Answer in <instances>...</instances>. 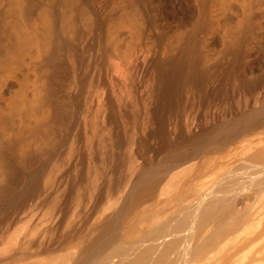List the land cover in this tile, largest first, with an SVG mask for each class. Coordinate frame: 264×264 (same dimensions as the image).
<instances>
[{"label":"rangeland","instance_id":"rangeland-1","mask_svg":"<svg viewBox=\"0 0 264 264\" xmlns=\"http://www.w3.org/2000/svg\"><path fill=\"white\" fill-rule=\"evenodd\" d=\"M123 1L95 0L92 20L98 22L97 27L93 30L80 27L82 31L80 29L74 39L75 47H79L60 54L64 66H61L59 93L50 104L48 111L52 119L43 130L31 132L34 125L31 115L13 117L17 132H30V135L16 139V144L26 149L28 155L18 161L19 178H8L0 165V264L43 250L58 249L60 253L59 250L68 245V239L78 236L89 238L91 235V241L96 240L95 256L115 250L121 244L124 216L127 217L142 189L151 188L153 179L156 180L173 160L185 158L193 145L204 143L203 148H208L205 150H212L223 139L235 134L231 144L235 147L244 140L245 144L264 135V127L256 128V122L264 119V0H226L224 6L218 0H203L206 3L202 0H153L152 5L141 10L144 19L138 28L139 41L130 35L128 25L122 27L114 23ZM204 10L213 18L212 28L203 37L206 64L212 73L217 74L213 65L231 30L245 24L258 30L257 36L246 45L249 51L246 73L222 83H219V74H212L215 76L209 83H214L221 95L207 97L201 89L186 87L181 99L185 97V102L181 101L180 109L173 112H178L179 117L173 113L169 115V133L164 135L165 142L158 145L152 136L156 123L150 113L156 106L157 76L152 72L154 68L142 72L138 64L144 59L169 57L173 47L189 37ZM0 12L1 30L4 9ZM115 26L121 43L119 49L124 50L118 57L107 46ZM32 37L29 35L28 39ZM14 75L1 80V110H7L10 99L19 102L22 97H33L34 87L40 82L35 53ZM41 112L39 110L38 116ZM250 123H255V127ZM237 127L239 134L244 132V127L247 133L244 132V136L235 133ZM250 127L253 131L248 130ZM114 198L117 204H113ZM130 200H134L133 204ZM115 205H119L118 208ZM127 205L130 206L128 211ZM20 240L25 244L20 245Z\"/></svg>","mask_w":264,"mask_h":264},{"label":"bare ground","instance_id":"bare-ground-1","mask_svg":"<svg viewBox=\"0 0 264 264\" xmlns=\"http://www.w3.org/2000/svg\"><path fill=\"white\" fill-rule=\"evenodd\" d=\"M152 2L153 0H124L122 7L117 11V22L114 23L122 27L128 25L130 35H133L134 40H138V35L141 34L138 28L144 19L141 10L152 5ZM218 2L224 6L227 1ZM0 9H4L2 16L4 20H1L3 24L0 30V96L3 95L2 78L15 76L32 53L36 55L40 77L31 99L22 97L19 102L10 99L7 110L0 109V165L4 167L3 173L8 178L13 176L19 178L21 169L18 161L21 162L19 159L28 155L26 149L16 144V139L30 135V132H17L13 117L16 114L31 115L34 120L31 132L43 130L52 119L48 109L59 93L57 91L63 65L60 54L79 47H75L74 39L79 35L80 27L84 30H93L98 22L92 20L95 0H0ZM207 10H204L197 24H193L189 37L180 44L178 42L173 50L171 47L169 57L164 59L153 57L151 60L144 59L142 62L139 60L140 63H137L142 72L147 71L149 67L155 70L150 71L156 72L157 78L154 76L157 81L156 99L154 98L156 106L150 113L153 114L156 123L152 136L158 145L163 143L164 135L169 133L168 125L171 124L167 121L169 115L178 108V105L180 106L181 101L185 102V97L184 100L181 99L186 87L194 88L193 90L201 89L208 95L207 97L221 95L214 88V83L212 85L209 83L212 77L219 74L218 80L222 83L221 81H227L231 77L238 79L237 77L242 76L246 69L249 54L246 45L250 39L257 36L258 30L248 24L231 30L215 62L216 65H213L214 69H217V74L212 73V69L206 64L203 47V37L213 26L212 14ZM116 28L117 26L112 29L107 42L109 50L115 56L120 54L119 52H124L119 49L121 43ZM29 35L33 36L30 40ZM131 42L130 40L129 43ZM39 110L42 112L38 116ZM170 118L174 121L172 117ZM167 122L170 124L167 125ZM256 124V128L264 127V119H259ZM252 125L255 127V123ZM239 129L235 133L239 134ZM242 129L247 133L245 127ZM243 133L239 135L242 136ZM234 135L231 138H225L223 135L222 139L223 137L225 139H221L220 144L215 141V146L218 145L212 150L210 148L205 150L208 148H203L204 143L191 146L193 149L190 147L192 151L186 152L185 158L173 160L165 170L162 167L163 171L161 170L157 178L154 177L156 180L153 179L155 182L151 183V188L142 189L144 186H139L142 191L136 202L133 200L135 204L132 199L130 200L134 206L132 209L129 206L130 211L127 217L124 216L125 220H122L124 221L120 232L122 235L119 239L121 244L115 240L120 244L114 248L115 250L103 251L95 256L93 248L98 247L94 242L96 240L92 238L94 240L92 242L91 235V237L88 235L89 238L78 236L70 241L68 239V245L66 244L65 249L61 248L63 250H59L60 253L58 249L28 253L15 257L6 264H264V135L257 136V139H251L245 144L244 140L241 145L231 147L236 137ZM190 160L194 161L186 165ZM116 201L115 199L113 204H117ZM129 207L127 205V211ZM20 242V245L24 243L21 240ZM55 256L56 258L52 259Z\"/></svg>","mask_w":264,"mask_h":264}]
</instances>
